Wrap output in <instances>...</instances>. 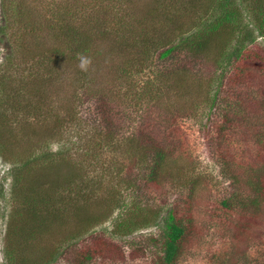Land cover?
<instances>
[{"label":"rangeland","instance_id":"rangeland-1","mask_svg":"<svg viewBox=\"0 0 264 264\" xmlns=\"http://www.w3.org/2000/svg\"><path fill=\"white\" fill-rule=\"evenodd\" d=\"M146 4L138 2L135 7L143 19ZM185 13L192 20L203 12L200 5L190 9L186 3ZM248 20L252 15L244 18V22ZM2 25L0 22V85L8 91L3 95L0 90V112L6 119V123L1 122L5 129L0 143L9 145V139L13 153L8 159L0 154V264H10L5 257L7 231L19 220L26 219L33 227L46 254L44 262L70 264L68 257L73 259L77 247L92 244L98 235L115 243L161 235L168 211L182 202L183 195L185 200L191 197L186 206L193 214L181 264H264V204L248 205L223 219L220 216L218 202L230 190L226 174L233 166L231 158L241 152L250 156L257 147L245 139L243 126L230 134L222 132V137L212 129L215 122L223 121L221 116H209L207 101L215 88L212 83L206 81L198 87L193 72H186L178 76L185 89H192L189 95L168 88L176 75L163 77L153 64L144 67L148 61L138 64L134 59L140 57L139 51L134 47L127 52L120 43L123 37L114 30L109 44L99 40L85 56L91 59L87 71L95 81L84 79L81 74L87 71L79 67V61L69 58L55 68L53 76L40 59L51 50L47 34L39 30L25 33L19 27L3 34ZM250 29L264 51V38L254 24ZM147 82L155 88L144 89ZM97 86L110 108L109 115L105 112V127L122 135L135 126L131 135L125 136L128 140L120 142L114 137L106 144V136L99 133L106 129L86 124L96 113L97 93L89 101L81 98V93L85 88L92 92ZM259 92L254 101L264 96ZM12 101L18 102L7 105ZM252 112L256 116L249 120L264 122L263 110L252 108ZM144 126L146 140L148 136L156 143L165 138L167 158L158 181L139 190L128 179L142 177L145 157L137 147L146 142L139 137ZM249 137L254 139L252 133ZM261 139L257 133L256 141ZM93 141L101 146L96 149ZM210 142L221 145L218 148L224 150L226 159L218 162ZM93 151L99 161L91 166ZM49 154L52 157L46 161ZM256 157L264 163V153ZM64 161L66 166L53 170L52 164ZM25 163L29 165L16 183L13 170ZM78 163L86 167L81 171L74 168ZM60 174L64 176H57ZM142 210H153L156 222L148 213L153 219L148 226L121 236L117 229L131 227L130 222L138 220ZM142 260L145 258L138 261ZM146 261L143 264H150Z\"/></svg>","mask_w":264,"mask_h":264},{"label":"trees","instance_id":"trees-1","mask_svg":"<svg viewBox=\"0 0 264 264\" xmlns=\"http://www.w3.org/2000/svg\"><path fill=\"white\" fill-rule=\"evenodd\" d=\"M202 1L50 0L42 3L39 0H1L0 22L3 24V34H6L5 30L12 31L15 27L25 33L34 34L39 30L47 34L52 43L51 50L42 53L44 57L40 56V59L43 67L49 68L48 74L53 73V76L57 73L55 68L68 58L80 62L79 58L88 55L97 45V41L104 40L109 44L114 30L123 37L120 43L126 51L127 48L134 47L139 51L140 57L134 59L138 64L142 65L148 61L144 67L153 64L161 76L176 75L174 86L169 83L168 88L172 86L173 89L177 88L179 93L183 92V96L189 95L192 89H185L182 78L178 76L186 72H193L198 87L206 81L212 83L215 88L207 101L210 104L209 116L217 115L223 118L222 123L215 122L212 129L222 137V132L230 134L243 126V134L247 136L245 139L253 145L255 143L257 147L250 156L241 152L234 155L233 159L230 157L233 166L226 174L230 176V190L218 202L223 219L225 216L238 214L248 205L258 207L260 203L264 204V163L256 157L264 153V139H261L264 138V122L256 124V118L249 120L251 116H256L253 115L252 108L264 111V96H260L261 100L254 101L259 91L264 93V51L260 48L254 30L250 29V25L254 24L260 37L264 38V0H206L205 4H202ZM138 2L147 3L144 19L135 11ZM186 3L190 9L200 5L203 12L200 17L188 19L185 15ZM43 4L46 5V16L41 6ZM248 14L252 15V20L244 22ZM81 75L88 81H95L90 77L89 71ZM151 83L147 82L144 89L155 88ZM0 90L3 95L8 91L3 85H0ZM101 91L97 86L92 92L85 88L81 93V98L88 101L97 93V107L94 108L96 113L92 114L94 117L87 120L86 124L97 125L99 129L105 128L106 130H100L99 133L106 136V144L115 139L114 137L120 142L128 140L125 136L131 135V129L135 126L130 127V130L128 128L129 132L122 135L117 130L112 132L113 129L107 130L105 127L104 122L108 120L105 112L108 114L110 108L104 103ZM3 95H0V104ZM17 102H7V105ZM5 120V116L0 112V127L3 126L1 122L6 123ZM250 122V126L246 127ZM253 126L257 128H252ZM4 127L0 129V135H3ZM145 128L147 127H143L144 131L139 137L146 142L137 147L139 152H142V157H145L142 162V177L128 179L131 186L139 190L158 181L162 162L167 158L165 138L156 143L148 136L146 140ZM250 133L254 139L249 137ZM257 133L261 139L258 142ZM7 142L10 145L9 139ZM9 145L6 142L0 143V154L5 159L13 153ZM93 145L96 149L101 146L95 141ZM210 146L219 163L226 159L224 150L218 148L221 145L210 142ZM92 153L91 157H94L95 161L90 163L91 166L97 165L99 161L97 152ZM51 157L52 154H49L46 161ZM28 165L25 163L19 168H14L16 183ZM64 165H67V161L52 164V168L57 171ZM85 167L78 163L74 168L81 171ZM237 169L241 173L237 172ZM182 197V202L175 203L168 211L161 235L139 237V240L119 243L110 242L105 235H98L92 244L77 247L73 259L68 257L69 263L97 264L102 261L105 262L103 264H143L149 260L150 264H181L186 253V238L193 214L186 206L191 197H186V200L184 195ZM145 211L139 212L140 215L136 216L138 220H131V227L128 225L126 228L124 225L126 229L120 228L117 232L121 236H127L138 228H145L153 221L148 213H152L154 221L156 220L153 210ZM26 221L22 219L12 223L7 231V261L10 264H48L43 261L46 254L42 250L41 242L32 231L33 227L28 226ZM99 221L97 220V223ZM122 225L119 224L121 227ZM142 257L145 260L139 262Z\"/></svg>","mask_w":264,"mask_h":264},{"label":"clouds","instance_id":"clouds-1","mask_svg":"<svg viewBox=\"0 0 264 264\" xmlns=\"http://www.w3.org/2000/svg\"><path fill=\"white\" fill-rule=\"evenodd\" d=\"M79 59H80L79 67H80L83 71H87L88 68H89L90 65H91V59L88 58V57H84V56H81Z\"/></svg>","mask_w":264,"mask_h":264}]
</instances>
